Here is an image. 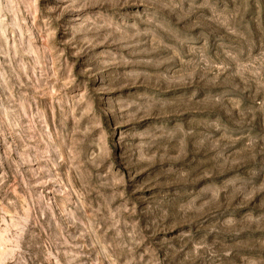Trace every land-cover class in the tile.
I'll return each instance as SVG.
<instances>
[{"label": "rangeland", "instance_id": "rangeland-1", "mask_svg": "<svg viewBox=\"0 0 264 264\" xmlns=\"http://www.w3.org/2000/svg\"><path fill=\"white\" fill-rule=\"evenodd\" d=\"M0 264H264V0H0Z\"/></svg>", "mask_w": 264, "mask_h": 264}]
</instances>
